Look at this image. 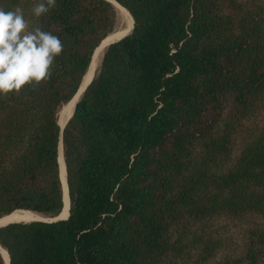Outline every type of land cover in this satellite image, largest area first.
Here are the masks:
<instances>
[{"label": "trees", "instance_id": "trees-1", "mask_svg": "<svg viewBox=\"0 0 264 264\" xmlns=\"http://www.w3.org/2000/svg\"><path fill=\"white\" fill-rule=\"evenodd\" d=\"M109 43L61 132L108 0H56L29 27L63 50L48 78L0 95V225L8 264H264V0H115ZM0 264H5L0 255Z\"/></svg>", "mask_w": 264, "mask_h": 264}, {"label": "clouds", "instance_id": "clouds-1", "mask_svg": "<svg viewBox=\"0 0 264 264\" xmlns=\"http://www.w3.org/2000/svg\"><path fill=\"white\" fill-rule=\"evenodd\" d=\"M56 0H35L32 16L39 18ZM61 39L39 26L29 27L24 11L0 7V95L18 92L26 84L48 78L55 58L62 53Z\"/></svg>", "mask_w": 264, "mask_h": 264}, {"label": "bare ground", "instance_id": "bare-ground-1", "mask_svg": "<svg viewBox=\"0 0 264 264\" xmlns=\"http://www.w3.org/2000/svg\"><path fill=\"white\" fill-rule=\"evenodd\" d=\"M115 7L118 9L119 14L122 15L125 19V27H127V29H129L132 25L131 22V17L128 14V12L126 11V9L124 7L119 6L117 3H115ZM124 28L121 30L116 31L113 34H110L109 36H107L106 38H104L100 45L96 48V51H98L101 47H103L106 43L115 40L117 38H119L123 33H125V31L127 30ZM95 64L91 63L89 69L87 70V72L84 74L83 80H82V84L79 87L78 92L83 88L84 83H86L94 70ZM77 92V94H78ZM77 94L72 97L67 103H65L62 108L60 109L59 113H58V123L60 125H63L65 119L69 116V114L72 112L73 109V105L74 102L76 100ZM58 160H59V178L61 179L62 183L64 184V166L62 163V158H61V149L60 146H58ZM65 187V184L64 186ZM67 207H68V203H67V197H66V191L64 188V205L63 208L61 210V212L59 213V218H64L67 214ZM40 216L37 215L36 213H33L31 211L28 210H14L13 212H11L10 214H8L7 216L4 217H0V225H4L5 223H9V222H14V221H31L32 219H37ZM0 253L4 259L5 264H7L8 261V255L7 252L0 246Z\"/></svg>", "mask_w": 264, "mask_h": 264}, {"label": "water", "instance_id": "water-1", "mask_svg": "<svg viewBox=\"0 0 264 264\" xmlns=\"http://www.w3.org/2000/svg\"><path fill=\"white\" fill-rule=\"evenodd\" d=\"M108 1H110L114 6H115V3H117L119 6H121V5H120L118 2H116L115 0H108ZM121 7H123V6H121ZM125 24H126V23H125ZM132 27H133V20H132V25H131V27H130L129 29H127V27H125V25L122 27V29L124 28V30H125V29H127V30H126L125 33H123L119 38H121V37H123L124 35L128 34V33L131 31ZM119 38H117V39H115V40H118ZM115 40H112V41L106 43L103 47H101L98 51H96V53H95V50H96V48L100 45L101 42H100L99 45L94 49V51H93V53H92V56H91L90 63H89L88 68H87V70H88L89 67H90V65H91V63H94V64H95V67H94L93 73H92L90 79H89L86 83H84L83 88L78 92L79 87H80V85L82 84V80H83V78H82L81 83H80V85H79V87H78L76 93L73 95V97H74V96L77 94V92H78L75 102L79 99V97H80V95L82 94L83 90H84L85 87L88 85V83L91 81V79H92V77H93V75H94V73H95V71H96L97 66L100 64V62H101V57H102V54H103V49H104L109 43H111V42H113V41H115ZM101 41H102V40H101ZM87 70H86V72H87ZM86 72H85V73H86ZM83 77H84V76H83ZM75 102H74V105H75ZM74 105H73V108H74ZM72 111H73V109H72ZM71 114H72V112H71V113L69 114V116L65 119L63 125H60V124L58 123L59 126H60V132H61V130H62V128H63L65 122H66V121L69 119V117L71 116ZM59 146H60V149H61V158H62V163H63V166H64V174H65V165H64L63 155H62V144H61V139H60V141H59ZM58 161H59V160H58ZM60 182H61L62 190H63V205H64V188H65V191H66V197H67V203H68L67 214H66V216L64 217V218H66V217L68 216L69 200H68V191H67V185H66V177H65V175H64V184H65V187H63L64 184L62 183L61 179H60ZM31 212H32V211H31ZM33 213H36V212H33ZM36 214L39 215L40 217L37 218V219H32V220L54 221V220H58V219H64V218H59V217H58L59 214L56 215V216H45V215H42V214H39V213H36ZM5 224H6V223H5ZM0 255H1V253H0ZM7 255H8V254H7ZM1 256H2V255H1ZM2 258H3V257H2ZM3 260H4V259H3ZM8 263H9V258H8L7 264H8Z\"/></svg>", "mask_w": 264, "mask_h": 264}, {"label": "rangeland", "instance_id": "rangeland-1", "mask_svg": "<svg viewBox=\"0 0 264 264\" xmlns=\"http://www.w3.org/2000/svg\"><path fill=\"white\" fill-rule=\"evenodd\" d=\"M124 25H126L125 24V19H124V17L122 15L119 14V11H118V22H117V25H116L115 30L113 31V33H115L118 30H121Z\"/></svg>", "mask_w": 264, "mask_h": 264}]
</instances>
